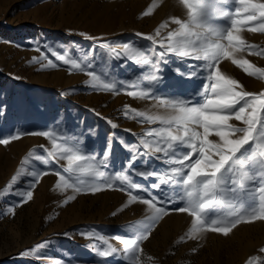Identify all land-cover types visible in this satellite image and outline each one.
Listing matches in <instances>:
<instances>
[{
    "label": "rangeland",
    "instance_id": "rangeland-1",
    "mask_svg": "<svg viewBox=\"0 0 264 264\" xmlns=\"http://www.w3.org/2000/svg\"><path fill=\"white\" fill-rule=\"evenodd\" d=\"M153 4L156 7L152 14L143 16ZM172 17L186 19V10L178 0H0V139L10 140L7 145L0 144V264H124L120 251L123 246L116 238L135 233L133 226L149 215L147 206L129 204V192L120 190L126 185L119 182L113 189L76 194L74 200L64 204L73 193L55 188L58 176L54 172L63 173L66 161L49 158L46 150H51L50 141L31 133L56 131L61 134L62 143L79 142L84 151L97 159L111 140L108 167L102 170L108 174L121 172L130 155L121 141L137 143L145 131L158 127L125 119L123 109L127 105L155 112L154 101L96 91L87 86L89 76L75 71L69 74L68 66L52 53H68L71 58L90 64L86 71L105 73V78L116 80L123 91L126 82L146 76L149 69L138 67L128 58L114 57L101 45H136L149 54L152 48L163 51L143 36L155 35L159 25L169 21V27L162 29L157 39L165 37L176 28L170 23ZM241 35L249 44L264 48V33L245 30ZM235 55L264 68V57L246 52ZM34 58L40 62L34 63ZM48 60L57 68H48ZM169 60V64L160 65L163 82L155 86L157 94L194 96L205 83V74L188 79L177 76L172 68L192 72L185 65L202 62L180 63L175 56ZM219 67L236 79L244 91H264V80L246 75L230 60L222 61ZM108 121L117 127L112 128ZM231 123L243 126L235 120ZM16 134L22 138L12 139ZM210 139L218 140L215 136ZM29 153L43 156L47 163L31 159L22 166ZM140 163L137 160L134 167ZM159 166L160 162L154 161L153 168ZM22 167L25 173L36 170L49 174L43 175L32 189V199L17 206L21 200L18 193L26 191L32 180L21 174ZM132 179L145 186L153 182V178ZM181 206L180 202L165 205L168 214L153 222L148 239L141 244V264H248L250 260L264 264V220L242 222L228 236L205 232L197 239H189L192 217L175 211ZM85 233L94 238L86 239L82 235ZM100 236L108 239L118 253L99 257Z\"/></svg>",
    "mask_w": 264,
    "mask_h": 264
},
{
    "label": "snow or ice",
    "instance_id": "snow-or-ice-1",
    "mask_svg": "<svg viewBox=\"0 0 264 264\" xmlns=\"http://www.w3.org/2000/svg\"><path fill=\"white\" fill-rule=\"evenodd\" d=\"M178 3L186 10V19L170 18L176 28L160 39L157 37H161L162 29L169 27V21L161 23L155 35L143 36L163 51L152 48L149 54L136 45H101L110 55L128 58L138 67L149 69L146 76L126 82L123 91L117 87L116 80L106 79L105 73L86 71L90 64L73 59L68 53H52L57 61L68 66L69 74L75 71L89 76L87 86L96 91L154 101L155 112L135 110L127 105L123 109L125 119L158 127L145 131L137 143L121 141L130 153L121 172L108 174L102 170L108 167L111 140L106 143L102 157L97 159L84 151L79 142L69 144L65 140L62 143L61 134L56 131L31 133L50 141L51 150H46L49 158L66 161L63 173L54 172L58 176L55 188L60 192L70 189L73 193L64 204L74 200L76 194L113 189L119 182L126 185V189L120 190L129 192V204L138 202L147 206L149 215L145 221L138 222V226H133L135 233L128 238H116L123 246L120 251L124 264H141V244L148 239L153 222L168 214L165 208L168 204L180 202L182 206L175 211L192 217L187 233L189 239H197L205 232L228 236L242 222L264 220V91L259 94L244 91L236 79L225 75L219 67L222 61L230 60L246 75L264 80V68L235 55L246 52L264 57V48L249 44L241 35L245 30L264 33V0H178ZM155 7L153 4L142 15L152 14ZM217 20L224 22L217 23ZM170 56L178 58L180 63L202 62L186 64L192 72L172 68L177 76L188 79L200 78L198 73L205 74L202 77L205 83L194 96L160 95L155 91V86L163 82L160 65L169 64ZM33 62L40 61L34 58ZM46 66L57 68L52 60H48ZM233 120L243 126L237 127L231 123ZM108 123L112 128L117 127L111 121ZM212 136L218 140H211ZM21 138L20 134L12 137ZM8 143L10 140L0 139V144ZM31 159L47 163L43 156L29 153L22 166ZM137 160L141 163L134 167ZM154 161L160 162L156 169ZM20 171L32 180L26 191L18 193L21 200L17 206L30 201L32 189L43 175L49 174L36 170L25 173L23 167ZM133 176L153 178V182L145 186L135 182ZM16 180L14 177L13 181ZM136 192L147 195L139 196L134 194ZM82 235L86 239L94 238L87 233ZM97 239L102 243V248L97 250L99 257L118 253L108 239L103 236ZM248 264L254 262L250 260Z\"/></svg>",
    "mask_w": 264,
    "mask_h": 264
},
{
    "label": "bare ground",
    "instance_id": "bare-ground-1",
    "mask_svg": "<svg viewBox=\"0 0 264 264\" xmlns=\"http://www.w3.org/2000/svg\"><path fill=\"white\" fill-rule=\"evenodd\" d=\"M240 77H242V75H239ZM242 79H243V77H242Z\"/></svg>",
    "mask_w": 264,
    "mask_h": 264
}]
</instances>
